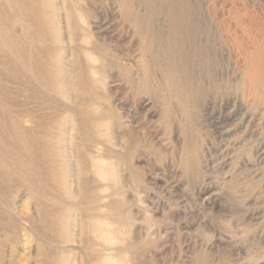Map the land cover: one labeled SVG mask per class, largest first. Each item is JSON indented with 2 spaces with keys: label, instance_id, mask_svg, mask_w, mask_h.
Instances as JSON below:
<instances>
[{
  "label": "rangeland",
  "instance_id": "1",
  "mask_svg": "<svg viewBox=\"0 0 264 264\" xmlns=\"http://www.w3.org/2000/svg\"><path fill=\"white\" fill-rule=\"evenodd\" d=\"M120 1L73 0L85 11L76 12L82 29L79 44L89 45L95 40L108 55L99 58L97 53L87 51L82 57L92 64L103 61L113 65L99 84L110 96L107 104L121 114L125 124L140 130L138 135L144 134L142 138L151 145L150 151L140 150L134 156L133 175L144 176V182H134L125 165L102 158L95 159L106 166L104 172L90 167L86 174L89 186L102 185L93 193L113 192L92 206L123 200L132 217L121 222L111 217L90 219L115 233L98 238V233L88 231L83 237L72 226L67 241L66 231L62 236L52 227L46 228L44 211L27 198L26 215L38 224L31 231L8 205L14 198L17 207L19 196L24 194L20 175L15 172L17 166L28 161L21 153L24 142L27 140L38 151L41 134L33 133V138L18 136L13 130L12 113L7 110L9 115L4 116L0 109V241L10 235V226H16L20 239L0 244V264H12V257L16 260L13 264H35L48 249L61 256L65 264H264V95L257 85L248 88L243 84L256 54L264 52V0H130L133 15L122 11ZM61 2L55 0L61 32L58 46L67 52V61L71 44ZM146 62L151 82L160 88L168 89L164 76L173 73L182 96L186 95L183 98H188L185 107L194 110L190 113L186 107L192 114L189 122L194 123L183 118L186 110L182 112L175 98L164 100L153 93L143 94ZM26 72L28 82L23 85L0 72V100L20 103L18 109L34 113L54 133L69 137L66 126L71 118L57 108L71 106L72 101ZM168 106L180 111L174 115L180 118L174 130L168 121ZM24 119L21 125H32L31 120ZM176 138L184 152L194 153L192 166L178 159ZM115 148L121 150L118 145ZM1 161L9 166L8 172L1 170ZM76 177L77 173L68 180L72 188L76 187ZM119 185L125 189L122 193L117 192ZM38 197L42 204L52 203L47 196ZM74 199L83 201L79 192ZM77 211L73 216L62 214L65 226L79 220ZM101 212L108 210L104 206ZM130 240L136 242L132 249L126 248ZM37 247L42 254L34 253Z\"/></svg>",
  "mask_w": 264,
  "mask_h": 264
},
{
  "label": "bare ground",
  "instance_id": "2",
  "mask_svg": "<svg viewBox=\"0 0 264 264\" xmlns=\"http://www.w3.org/2000/svg\"><path fill=\"white\" fill-rule=\"evenodd\" d=\"M61 1L63 5H61L63 8L62 11L64 12L63 17L65 18L64 22H66L69 29V43L71 44L68 49V55H70L71 58L69 59L67 57V61L64 56L67 52L61 46H58L60 44L61 32L56 23L58 12L56 10L55 0H4L3 3L0 4V72L8 80L21 85L28 82L25 79L24 73L26 71L33 73V75L35 74L39 81L43 82L46 87L49 89L51 88V90L53 89V91L56 90L63 98L72 101L71 106L56 107L61 113L64 112L65 114L66 112V114H69L66 116L71 118L66 126L69 132V137H66L64 136V133V135H58L50 130L49 127L47 128L34 113L29 111L24 113L23 109H18L17 106H20V103L9 101L6 98L0 100L1 113L4 116L8 114L7 110H10L8 112L12 113L10 114L12 115L10 118L13 121V130L18 136L21 134L24 138H28L29 136L32 137L33 133L40 132L41 134L39 136L38 151H35L31 146L32 144H29L27 140L24 142L25 145L24 148H22L21 153L24 154L25 157H28V161L26 163L22 162L23 166L21 165L20 168H18L17 164L15 165L17 166L15 172L18 173L21 178V183H19V185L24 190V194L19 196L17 200L19 204L17 203V207L14 206L15 199L13 197L11 198L14 200L11 199L12 203H10V201L8 206L13 212H15L17 219H24L25 222H27V227L31 231H35V226L38 224L36 225L37 220H35L34 217L26 215L25 199L27 198H29L32 204L36 205L39 210L41 209L44 211V216L47 218L45 221H48L46 223L44 222L46 228L48 226L49 228L52 227L54 229L53 232L62 233V236L66 231L67 241L69 240L72 226H76L83 237L88 231H93L98 233V238H102L104 233L107 235L114 234V230L106 231L102 225L89 222L90 219L96 218L103 220L104 218L111 217L113 221L121 222L127 218V216L132 217V213L125 209L126 204L123 200H109L104 205L99 203V205L92 206L96 201L103 199L102 196L109 197L113 192L106 195L93 193L94 190L98 187H102V185H88L90 184L88 182L90 179L86 176L88 169L94 167L99 169L100 172H104L106 166L103 164L100 165V162H98V159L102 158L109 160L108 162L111 164L113 162H119L118 164L125 165L130 173H132V176H134L133 171L136 168L134 161L135 154L139 153L140 150L150 151L151 145L146 139L142 138V135L144 134H140L141 136L138 135L140 130H135L134 127L125 124L123 122L124 120L122 121L121 119V114H117L115 108L110 106V104H107L106 101H109L110 96L107 95V93L105 94L102 92L99 84L103 83L105 76H107L105 75L106 70L113 69V65L106 64L103 61H98V64H92L82 57L83 53L86 54L87 51L97 53L100 56L97 55L99 58H106L108 55L105 56L107 54L106 50L95 40H90L91 42L88 43L89 45L86 44L87 46L79 44L78 35L79 32L81 33L82 29L79 25L80 22L78 23V20L76 19V12L85 11H83L81 6H78L79 3L74 4L73 0ZM120 2L122 4V11L124 10L127 15H130L133 11L131 10L133 6L130 0H121ZM91 11L93 10L91 9ZM40 41L41 43H38ZM141 42L143 41L141 40ZM145 47L146 46L144 45V48ZM109 58L111 61L112 58L108 57V59ZM253 60L254 63L251 68L249 71H246L243 84L248 88L257 85L258 89L261 90L259 93L264 95V52L256 54L255 59ZM145 64L148 69L146 72L147 75L142 77L143 79L141 78L143 82L142 86H144V88L142 87V89H140L143 90L144 93L141 92L143 94H156L159 98H165L164 100L175 98L179 101V105H181L180 108L183 107L182 112L184 109L186 110L187 106L185 107V104L187 105L188 98H183V96L185 97L186 95L184 94L182 96V92H180L178 85L175 83V78L172 77L174 75H171L172 72H169L170 74L167 73L168 75L164 74L166 76L163 75L169 83L167 85V87L169 86L168 89L160 88L158 87V83L154 85V82H151L152 74H149L150 65L147 62ZM129 68V70H131L132 65H129ZM151 70L153 69L151 68ZM169 71L172 70L170 69ZM93 73H96L97 76L95 77ZM132 81L134 82L135 80ZM139 83L140 82H138V84ZM28 84L31 85L30 83ZM166 90L168 91L165 92ZM94 106L97 108H94ZM169 106L167 107L169 111H167L168 114L170 113L169 117L171 120L168 119V121L171 122V127L174 130L175 124L178 123L176 121L180 120L179 117V120L176 119V116L174 115L176 113L178 114L180 111L177 112L176 106L170 108ZM187 108L190 109V113L194 111H191V107ZM189 109L186 110V113L184 112L185 116L183 117H186L188 122L191 120L190 115H192L189 113ZM25 117L32 122V125L29 127L20 124L21 121L25 120ZM61 118L64 117L61 115ZM114 118H116V122H114ZM15 119L17 121H15ZM112 119L114 120L112 121ZM193 119L194 121H197L194 117L192 120ZM192 123L194 122L192 121ZM196 124H199V122ZM175 142V153L179 157L178 159L181 162H184L188 167L192 166L196 159L194 158V153L192 152V154L191 152H188V150L184 152L182 147H180L177 138L175 139ZM115 145H118L121 150L115 148ZM35 146H37V142ZM82 148L86 151L83 152ZM92 152L96 154H93ZM95 158H98V161H96ZM3 164L2 167L5 169H2L1 167V170L4 172V170L7 171L9 166L7 167L6 163ZM75 173H77L75 179L77 184H75L76 187L72 188L70 183L68 184V180L73 177ZM133 178L136 183L146 181L144 176H141L140 178H135L134 176ZM117 189L118 193H122L125 190L121 185H119ZM77 192L82 196L83 204L75 201L74 196ZM39 195L47 196L52 203H40L38 201L40 198L38 197ZM86 199L88 201H86ZM104 206L107 208L108 213L101 212V208ZM75 210H78L77 214L80 215L79 220L75 224L71 222L65 226L63 224L62 214L67 212L69 216H73L75 215ZM6 225L8 226V224ZM10 230V235L8 234L4 236L3 241H0L1 245L6 244L7 242H19L20 239L17 235L16 226H10ZM135 244V241L130 240L126 248L132 249ZM48 250L46 254L43 253V258L35 264H65L63 263L61 256L54 251H50V249ZM41 251L42 249L37 247L34 253L42 254ZM15 262V258L12 257V264Z\"/></svg>",
  "mask_w": 264,
  "mask_h": 264
}]
</instances>
